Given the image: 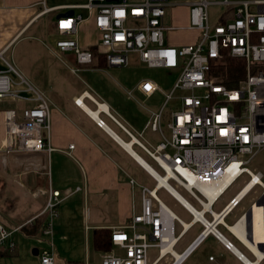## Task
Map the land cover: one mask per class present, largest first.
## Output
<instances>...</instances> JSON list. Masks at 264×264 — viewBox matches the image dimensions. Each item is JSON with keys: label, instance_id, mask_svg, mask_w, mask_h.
Segmentation results:
<instances>
[{"label": "built area", "instance_id": "1", "mask_svg": "<svg viewBox=\"0 0 264 264\" xmlns=\"http://www.w3.org/2000/svg\"><path fill=\"white\" fill-rule=\"evenodd\" d=\"M212 5L224 8L216 24L210 20L209 8ZM177 6H184L188 10L189 25L186 27L165 25L168 9ZM77 10H87L94 18L100 44L96 51L84 49L77 40L79 27L85 21L76 13ZM57 11H74L73 16L63 15L57 22L59 38L55 43L54 55L60 60L62 55L70 54L77 65L93 67L97 52L105 56L108 67L127 68L130 66V55L137 54L139 61L148 68L181 70L168 94L151 81L138 85L137 89L144 96L159 92L165 97L158 110L144 106L149 116L144 131L139 134L144 143H140L111 117L130 135L134 144L143 148L162 171L161 175L170 177L168 182L174 184L171 186L177 191L186 192L199 209L185 198L193 210L177 200L192 217V221L186 225L177 216L170 215L169 208L158 196L159 191L167 190L158 188L154 176L148 173L156 182L154 188L131 178L132 187L141 191V212L133 214L128 226L112 230L113 249L102 254V264H149V250L152 248L159 250L154 264L167 257L172 259L170 264H183L210 235L224 242L222 238L225 237L218 227H226L231 232L225 219L257 188L262 190V194L251 206V211L260 199H264V175L253 172L249 167L264 149V0H188L178 4L171 0H88L86 5L55 8H48L44 3L43 14ZM224 19L226 21L223 22ZM183 29L201 32L195 46L177 49L167 43V32ZM226 56L246 62V78L235 89L217 83L212 74L215 67L228 65ZM0 61L5 66V70H0V101L12 100L25 106L5 112L7 153H44L50 156L54 151L49 141L50 100L32 86L5 59L4 54H0ZM79 71L72 69L73 74ZM178 91L190 94L179 97L178 105L169 108ZM128 96L134 98L133 92L129 91ZM75 104L80 106L78 100ZM97 125L104 128L106 122L99 120ZM148 130L159 135L156 146L145 140L144 134ZM70 149H74V146H70ZM233 166L239 172L210 205V194ZM244 176L249 177L247 184L254 183L250 194L237 201L243 192L241 190L220 213H215L216 204ZM63 201L60 191H50L43 211L48 216L43 231L45 235L52 234L54 220ZM194 211H198L199 217ZM261 211L262 237L259 242L253 238L254 246L262 252L260 261L242 242L252 255L250 260L258 264H264V205ZM242 219H247V214L238 221ZM175 222L182 226L177 238ZM195 225H200L202 232L184 252L176 255L174 245ZM247 231L251 232L249 228H246ZM11 235L0 224V246L6 244ZM224 243L228 250H233L232 243ZM8 245L9 249L14 250V243L9 242ZM115 248L119 251H115ZM54 263L52 253L47 252L42 256V264Z\"/></svg>", "mask_w": 264, "mask_h": 264}, {"label": "crops", "instance_id": "2", "mask_svg": "<svg viewBox=\"0 0 264 264\" xmlns=\"http://www.w3.org/2000/svg\"><path fill=\"white\" fill-rule=\"evenodd\" d=\"M44 3L48 8L60 7H49L47 0H0V54H4L5 57L11 53L24 35L37 26L34 34H41L49 39L48 45L44 43L49 55L69 67L65 61L54 55L55 43L59 38L56 32L58 17L69 11L57 15L56 18H50L55 12L43 14ZM42 20L45 22L40 26ZM85 21L79 27L77 40L84 49L96 51L97 43L81 40V29ZM90 27L96 31L94 20L91 21ZM70 69L72 73V69L78 68ZM0 70H5L1 61ZM22 71L20 72L26 77ZM138 85L133 87L132 92L133 95L136 93L141 102H151L157 96L159 99L161 95L159 92L152 96H144L137 89ZM39 90L52 104L49 141L54 151L50 156L44 153H7L5 112L25 106L13 103L14 107L8 109L7 106L0 104V224L6 231L12 233L9 241L0 246V264H42V256L47 252L54 255V264H102V254L106 251L96 249L93 241L95 231L106 230L112 233L115 228L128 226L133 214L141 212V191L132 187L130 183L132 177L124 174L121 168L122 164L130 166L135 159L124 146L127 142L120 136H127L130 139L128 143L133 139L112 117L131 132L135 139L144 143L139 134L145 129L149 119L148 113L144 115L107 99L100 101L88 89L67 92L60 98L48 96L49 92H52V87L47 89L40 86ZM82 96L84 98H81ZM76 100H80L81 106L75 104ZM88 111L95 113L98 119ZM99 120H104L107 128L99 127L97 125ZM148 132L155 136L154 138L160 139L159 135L150 130L144 134L145 140L156 146L157 144L154 145L146 138ZM70 146H74V149L71 150ZM52 189L60 191L64 201L58 208V217L54 220L52 234L45 235L43 233L45 226L42 227L38 223L48 219L43 211ZM230 217L231 215L225 219L228 227L234 226L238 221L237 219L230 225L228 223ZM183 223L188 225L184 221ZM178 225L181 229L179 234L176 232ZM196 226L198 225L174 245L173 252L176 255L184 252L202 232L194 234ZM218 230L233 244L236 252L228 250L224 242L210 235L183 264H245L237 252L248 260L252 258L243 243L226 227L220 226ZM181 232V224L175 222L176 238ZM9 242L14 243V250L9 249ZM204 246L210 248L209 257L193 261L195 254ZM114 250L119 251L117 248ZM158 257L159 250L154 259L149 255V264H154ZM171 261V257H167L157 264H170Z\"/></svg>", "mask_w": 264, "mask_h": 264}, {"label": "rangeland", "instance_id": "3", "mask_svg": "<svg viewBox=\"0 0 264 264\" xmlns=\"http://www.w3.org/2000/svg\"><path fill=\"white\" fill-rule=\"evenodd\" d=\"M183 1L186 2L188 0H171V2L176 4ZM47 3L49 7L62 5H86L88 0H47ZM223 9L224 8L222 6L218 5L210 6L209 12L212 24H216L218 22L219 16ZM65 12L66 11H57L51 14L50 18H56L57 15ZM76 12L78 15H82L86 20L85 24L83 25L84 27L81 29V40L84 39L88 42L95 44L97 43V48H99V35L90 27L91 21L93 19L88 15L86 10H77ZM44 22L45 21L42 20L40 26L43 25ZM165 25L168 27L188 26L189 22L187 8L184 6H177L176 8L168 9ZM36 28L37 26L26 33L24 38L18 43L15 49L5 56V59L19 71L23 70L22 72L25 73L28 82L38 90L40 86L46 87L47 89L52 87V92L50 91L51 93L49 92L48 94V96L52 98L64 97L65 93L72 92L74 90L81 91L82 89H88L100 101H105L106 99L109 101H114L115 103H120L126 107L132 108L134 111L147 115V111L144 106L151 110H158L164 103V95L160 93L161 95L159 99L157 96L151 102L143 103L141 102V99V101L139 100L136 93L134 94V98H130L128 96V92L132 91L133 87H135V85L137 86L139 82L142 83L143 81H151L157 84L164 91V93L168 94L172 91L175 82L181 74L180 69L166 70L148 68L147 65L139 61L137 54L130 55V66L127 68L95 67L97 66L98 62L101 61L99 58L97 59L96 65L93 67L81 68L75 63V58L73 56L70 57V55H64L61 59L69 65V67H67L61 61L56 60L49 55L48 50L44 45V43L47 45L49 44V39L41 34H34L36 32ZM34 37H38V39ZM200 37L201 32L199 30L169 31L167 32V43L170 45H175L177 49H182L195 46ZM2 66L5 68L3 63ZM71 67L80 69V72L77 74L71 73ZM54 77L55 79L53 80ZM187 94L190 93L178 91L176 93V99L171 102L169 108L176 107L179 103L178 98ZM197 94H199V92H197ZM13 103L17 104L12 100L0 101V104L7 106L8 109L14 107ZM138 118H140V116ZM120 137L124 142L127 143L130 140L124 135H121ZM154 137L155 136L151 135L149 132L146 134V138L156 145L159 143V139ZM134 145L137 147H134L133 150L151 167H153L158 174H163L162 171L151 160L149 155L143 150V148L137 143ZM249 167L253 172H261L264 175V149L252 161ZM121 168L124 171V174L132 177L139 184L146 185L150 188L155 187L156 182L154 179L148 174V172L139 166L137 162H131L130 166H125L122 164ZM248 181L249 177L244 176L237 183H235L216 204L214 207V212L220 213L230 202V200L233 199L245 187ZM171 184L174 185L173 183ZM178 193L191 204H194L197 209H199V206L189 197L186 192L178 191ZM261 194V189L257 188L254 190L243 201L240 207L231 214L228 223L232 225L242 216V214H247L250 211L253 203L259 199ZM158 196L172 212L179 216L184 222L190 223L192 217L167 191H159ZM180 230V226L178 225L176 229L177 234L180 233ZM251 230L252 229H250V231ZM201 231L202 227L198 225L195 227L193 233L198 234ZM222 231H224V229H222ZM223 233L229 237L227 233ZM42 240L46 239L42 238ZM176 250L177 252H180L179 249ZM209 250L210 248L207 246L202 247L195 254L193 261L197 258L198 260H201V258L207 259L209 257ZM241 251L243 252V250ZM157 254V249L149 250V255L152 259H154ZM248 257L251 258V255L248 254Z\"/></svg>", "mask_w": 264, "mask_h": 264}, {"label": "bare ground", "instance_id": "4", "mask_svg": "<svg viewBox=\"0 0 264 264\" xmlns=\"http://www.w3.org/2000/svg\"><path fill=\"white\" fill-rule=\"evenodd\" d=\"M78 102L80 104V100H78ZM88 112H90V111H88ZM90 114L94 118L98 119L97 115L95 113L90 112ZM104 127L107 128L106 126H104ZM133 145H134L133 142L124 144V146L127 148V150L131 152L130 154L141 164V166H143L145 168V171L148 170L149 174L150 175L152 174V176H154L157 179L158 188L166 189L167 191H169V193L173 194L172 195L173 197H176V200L180 201L181 203L186 205L188 208L192 209V207L178 193V191L175 190L170 185V183L168 182L170 177L169 176L168 177L161 176L160 173L158 174L157 171L153 167H151L134 150H132ZM238 172L239 171L235 166L231 167L228 170L227 174L223 177L222 181L214 189L213 193L210 194V199H211L210 205L213 204L215 197L218 196L224 189H226L231 184V182L233 181V179L235 178V176L237 175ZM253 185H254V183L246 184L245 187L242 189L243 192L239 195L237 201L241 200V198H244L247 194H250V191H251ZM210 205L207 206V208H209ZM194 213L196 214L197 217H199L198 211H194ZM170 215L172 217H175V215L171 211H170ZM262 222L263 221H262L261 206H254V208H252V212L250 214V217H248L247 219L239 220V221H237V223L234 226L229 227V229H231L237 235V236L236 235L235 236L239 240H241V242H243L248 248H250L256 254V256L259 258V261L262 258V252L259 249H257L256 246H254L253 238L256 240V242H259V240L261 239V237H262ZM248 227H249V229H252L250 233H248V231L246 232V228H248ZM243 258H244L243 260L245 261L246 264H258V263H255L254 261L248 260L244 256H243Z\"/></svg>", "mask_w": 264, "mask_h": 264}, {"label": "trees", "instance_id": "5", "mask_svg": "<svg viewBox=\"0 0 264 264\" xmlns=\"http://www.w3.org/2000/svg\"><path fill=\"white\" fill-rule=\"evenodd\" d=\"M226 21V19L223 20V22ZM101 59L100 62H98L97 67H108L107 61L105 56L95 53V62H97V59ZM225 60L227 61V66L218 67L213 69V76L215 79H217V83L226 86L228 89H235L239 86L240 82L243 81L246 78L247 69H246V62L242 59H236L232 57H225ZM137 147V146H133ZM47 220L43 222H39L38 225H41L42 227L45 226ZM94 245L96 249L99 251H109L112 249V242H111V233L110 231L106 230H97L94 233Z\"/></svg>", "mask_w": 264, "mask_h": 264}, {"label": "water", "instance_id": "6", "mask_svg": "<svg viewBox=\"0 0 264 264\" xmlns=\"http://www.w3.org/2000/svg\"><path fill=\"white\" fill-rule=\"evenodd\" d=\"M65 15H68V16H73L74 15V11H69L67 14H65ZM60 17H62V16H59L58 18H60ZM130 154V153H129ZM131 155V154H130ZM133 157V156H132ZM134 158V157H133ZM135 159V158H134ZM135 161H137L136 159H135ZM137 163L138 164H140L138 161H137ZM141 165V164H140ZM143 167V166H142ZM144 168V167H143ZM145 169V168H144ZM147 172H148V170H146ZM149 173V172H148ZM152 175V174H151ZM264 205V199H260L258 202H257V206H263ZM251 209H250V211L247 213V218L248 217H250V214H251ZM222 240L224 241V242H228L227 241V239L226 238H222ZM233 250L235 251V248L233 247ZM236 252V251H235ZM36 253V255H38V251H36L35 252ZM242 259H244L243 258V255H240L239 253H237Z\"/></svg>", "mask_w": 264, "mask_h": 264}]
</instances>
